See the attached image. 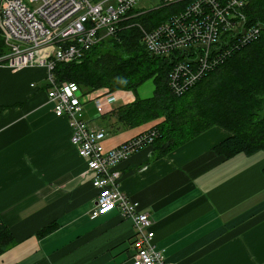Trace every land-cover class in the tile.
I'll list each match as a JSON object with an SVG mask.
<instances>
[{"label": "crops", "instance_id": "obj_1", "mask_svg": "<svg viewBox=\"0 0 264 264\" xmlns=\"http://www.w3.org/2000/svg\"><path fill=\"white\" fill-rule=\"evenodd\" d=\"M46 87L44 67L0 63V216L15 240L0 264H131L135 228L115 209L90 217L91 174ZM140 88L137 97L152 96ZM111 92V103L85 94L79 114L104 130L105 148L153 123L109 129L103 116L134 98ZM227 135L212 126L163 156L146 146L115 167L120 190L151 219L154 249L173 264H264V152L224 158L213 148Z\"/></svg>", "mask_w": 264, "mask_h": 264}, {"label": "built area", "instance_id": "obj_2", "mask_svg": "<svg viewBox=\"0 0 264 264\" xmlns=\"http://www.w3.org/2000/svg\"><path fill=\"white\" fill-rule=\"evenodd\" d=\"M137 1L0 0V29L8 46L0 63L13 67L41 66L47 70L48 101L55 116L68 120L70 141L85 161L96 189L90 217L115 209L117 215L131 221L135 228L131 264H173L154 249L151 219L120 190V172L115 168L149 142L151 135L105 148L104 130L90 127L79 117L87 93L83 94L74 82H57L51 74L57 61H78L93 44L112 35ZM162 1H184L185 5L158 27L142 29V41L149 53L173 58L168 82L175 93L184 92L207 68L221 61L217 51L231 39L242 43L256 38L257 29L247 27L244 21V0ZM92 99L111 103L116 96L103 90L95 92Z\"/></svg>", "mask_w": 264, "mask_h": 264}, {"label": "trees", "instance_id": "obj_3", "mask_svg": "<svg viewBox=\"0 0 264 264\" xmlns=\"http://www.w3.org/2000/svg\"><path fill=\"white\" fill-rule=\"evenodd\" d=\"M244 2V21L247 27L257 29L256 38L242 43L231 39L217 51L221 61L207 68L184 92L175 93L169 86L172 56L171 60L151 54L142 41V29L152 30L168 20L182 9L184 1H161L148 10L130 9L112 35L93 44L78 61H57L51 74L57 82L76 83L83 94L130 91L134 98L103 119L109 129L153 122L131 137L151 135L143 147H151L153 157L167 154L212 126L228 133L213 148L224 158L264 152V0ZM7 51L0 29V56ZM147 80L153 83L152 96L137 97L136 89ZM46 85L47 95V70ZM262 172L264 175V166ZM56 227L52 221L36 235L43 236ZM14 245V237L0 216V254Z\"/></svg>", "mask_w": 264, "mask_h": 264}, {"label": "rangeland", "instance_id": "obj_4", "mask_svg": "<svg viewBox=\"0 0 264 264\" xmlns=\"http://www.w3.org/2000/svg\"><path fill=\"white\" fill-rule=\"evenodd\" d=\"M161 1L162 0H138L135 3V7L142 10L153 9L161 5L162 4ZM140 86H141L139 90L140 95H145L151 92V88H153V83L151 82V80H147ZM97 91H103V90H96L94 91V93ZM104 129L106 130V128Z\"/></svg>", "mask_w": 264, "mask_h": 264}, {"label": "bare ground", "instance_id": "obj_5", "mask_svg": "<svg viewBox=\"0 0 264 264\" xmlns=\"http://www.w3.org/2000/svg\"><path fill=\"white\" fill-rule=\"evenodd\" d=\"M162 23H160L159 25H161ZM159 25H157L156 27H158ZM255 35V34H254ZM258 35H259V33H258Z\"/></svg>", "mask_w": 264, "mask_h": 264}]
</instances>
